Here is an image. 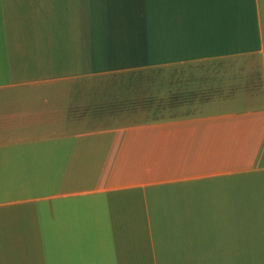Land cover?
<instances>
[{
	"label": "crops",
	"instance_id": "crops-1",
	"mask_svg": "<svg viewBox=\"0 0 264 264\" xmlns=\"http://www.w3.org/2000/svg\"><path fill=\"white\" fill-rule=\"evenodd\" d=\"M0 264H264V0H0Z\"/></svg>",
	"mask_w": 264,
	"mask_h": 264
}]
</instances>
